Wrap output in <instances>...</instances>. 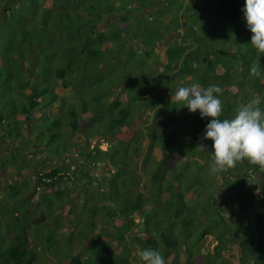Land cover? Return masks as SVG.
<instances>
[{"label":"trees","instance_id":"1","mask_svg":"<svg viewBox=\"0 0 264 264\" xmlns=\"http://www.w3.org/2000/svg\"><path fill=\"white\" fill-rule=\"evenodd\" d=\"M68 1L71 0H41L45 2L41 5L38 0H0V130H4V125L13 128L22 123H38L34 126V133L39 135L46 132L47 137H36L35 146H43L41 153L49 155V161L59 159L62 163L67 162L78 146L69 142L65 134L62 136L61 129L69 130V135L77 133L83 139H116L105 151L86 141L80 151L83 163L72 166L77 178L73 183L79 187L94 181L96 175H92V169L95 170L102 160L116 169L113 174L105 176L103 182H99L104 192L101 193L100 188L97 190V198L104 197L112 205L104 211L96 206L88 209L92 218L100 210V218L97 219L100 224L97 226L103 236L98 234L94 236V242L88 245L82 243L75 250L66 245L69 253L61 247V253L55 255L58 262L131 264L125 258L114 255L116 247L121 244L126 247L127 241H131L140 250L152 248L160 251L166 264H192L194 257L200 258V264H211V261L214 264H264V231L260 227L254 231L255 240L245 249L240 241L231 251L223 252L221 246L222 239L228 238L227 229L233 223L238 225L245 219L251 228L261 219L263 211L247 216V210L253 204L254 207L264 208V196L260 197L255 192L250 180H264V167L257 164L250 166L251 162L244 159L233 168L211 173V141L202 139L207 118L202 119L198 127L194 126L195 119L189 121L183 117L198 119V112L189 113L175 100L179 87L195 86L200 89L215 84L221 89L218 94L222 103L219 118H231L241 104L256 98L260 99L258 106L264 110V54L250 44L251 33L241 12L243 0H177L175 10L180 17H175L173 24L178 26L176 18H180L195 28L194 35H184L183 42L177 47L161 46L164 34L156 33L147 34L148 37L140 36L139 42L135 43L133 36L127 34L131 25L128 13L118 18V25L107 26L105 20L110 15L102 18L99 14L94 18L99 24L93 27L85 24L84 27L81 23V28L73 30L70 14L64 4ZM47 3L49 5L45 6ZM92 3L75 0V9L81 21L85 16L80 8L88 5L91 10L103 9L98 1ZM184 7H188V11L192 7L194 13L190 11L185 14ZM91 10L88 14L93 16ZM110 11L113 12L112 9ZM29 13L34 16L40 13L41 19L34 25V31L27 28L28 20L24 21L25 14ZM49 14L60 20V23H54L53 33H46ZM63 19L67 20L69 26L62 22ZM88 27L89 33L85 36L81 29ZM165 29L168 30L167 27ZM186 37L189 38L184 41ZM207 39L211 42V49L206 45ZM54 42L56 45H51V50H47L45 45ZM227 44L234 49L227 52L224 49ZM152 54L157 59L150 65L147 58ZM118 57H125L117 65L122 64L125 74L116 84L105 80L104 85L98 87L95 95L100 102L92 105L83 103L81 113L71 103L68 124L63 123L61 112L45 118L48 110L62 106L57 99H65L57 96L53 87L42 86L46 78H53L56 85L67 90L68 77L80 80L89 77V72H97L108 62L115 64ZM57 60L59 64L54 65ZM137 61L140 68L138 77L131 68L132 62ZM90 66L92 69H89ZM253 67L259 70L258 76L251 73ZM95 81L94 78L91 83ZM11 90L12 122L8 112L1 110L5 105L3 99L6 93ZM160 117H164L165 121H161ZM44 118L52 119L50 125H40ZM87 120L92 121L90 127L85 125ZM99 124L104 126L102 130L96 129ZM52 125L58 127L56 132L50 130ZM124 130L133 131L129 140L118 138ZM58 136L63 143L61 150L50 146L55 139H59ZM202 144L207 146L204 150L200 147ZM172 158H175L173 162ZM16 163L13 161L6 171L10 174L18 171V175L24 176L21 172L26 167L24 162H18L19 168L14 169ZM51 164L48 162L40 167L48 171L37 170L38 184L50 189L51 193L43 195V199L39 198L36 204L32 202L34 193L26 195L30 191L28 188L23 190L24 202L15 203L12 206H19L10 210L11 204H5L0 198V208L11 217L9 223L3 221L15 230L19 229L11 239L0 232V264L44 262L37 254L39 252L27 248L32 241H36L35 245L40 246L41 250L62 246V238L60 243L51 244L53 232L57 235L56 230L46 221L47 214L38 210L42 206L52 205L49 198L57 194L55 185L68 177V166ZM16 187L18 184L10 187L12 197L8 199L17 194L12 191L21 192L20 188L14 189ZM211 196H218L217 201L210 200ZM34 209L38 217L32 220ZM236 211L239 213L235 214ZM135 216L140 218L141 231L138 234L133 232L139 228L134 222ZM88 225L91 230L97 227L90 222ZM45 231L49 243L46 246L39 241ZM106 231L107 236L104 235ZM207 237L215 239L216 244L211 248L208 242L207 245L202 244ZM43 255L47 256L45 253Z\"/></svg>","mask_w":264,"mask_h":264},{"label":"rangeland","instance_id":"2","mask_svg":"<svg viewBox=\"0 0 264 264\" xmlns=\"http://www.w3.org/2000/svg\"><path fill=\"white\" fill-rule=\"evenodd\" d=\"M81 0H77L79 2ZM87 2H93L94 4L95 1L99 2V6L102 7L103 9L98 10H91L89 6H84L80 8V10L84 11V16L90 19H86L83 17V22L81 21L80 17L77 14V11L75 9V0H71L68 2H65V7L67 8L68 13L70 14V21L72 23L71 29L76 30L81 28V23H83V26L86 24L93 27L96 24H99L97 21L94 20V18L101 14V17H106L107 15H110L109 17L106 18L105 24L107 26H114L118 25V18L121 17L122 15L125 14H130L129 15V22L131 23L129 27V31L127 34H130L134 38V42L136 43L138 40V37L140 36H146L148 37L147 34H164V37L162 38V41L160 45L162 46L163 44L169 46H175L177 47L180 43L183 42V36L192 34L194 35L195 28L194 25H188V23H185L186 20H182L180 18H176L177 23L179 24L174 25L175 17H180V15H177V11L175 10V7L178 6L177 0H143L142 2L134 0H86ZM39 4H44L41 2V0H38ZM175 2V4H174ZM49 4H45V6H48ZM137 6V7H136ZM110 9L113 10V12L110 11ZM185 9V14L187 12H192L194 13L193 8L191 7L188 11V7H184L183 10ZM89 10H91L93 16H90ZM29 11V10H28ZM159 11V12H158ZM166 12V13H165ZM165 13V14H164ZM159 14L161 17H159ZM50 17H48V27L46 30V33H53L54 32V23L57 21V23H60V20H56V18L53 16V14H49ZM83 16V15H81ZM25 19H27L28 22V29L30 31H34V25H37L41 19L40 13L36 14L35 16L32 15L31 13L25 14ZM62 22L65 25L69 26V23L67 22L66 19H63ZM85 27V26H84ZM168 28L166 30L165 28ZM189 28V29H188ZM88 28H82L81 33L85 36L89 33ZM70 30V29H69ZM162 30V32H161ZM188 33H185L186 31ZM125 31V30H124ZM171 31V32H168ZM120 33L119 31H117ZM126 32V31H125ZM128 38V37H127ZM189 37H186V40H188ZM35 41V40H34ZM143 41V40H142ZM151 41V40H149ZM206 45L208 49H211V42L209 39L205 40ZM148 44H151V42H147ZM51 45H56V42L50 44V45H45L47 50H51ZM140 45V44H139ZM130 48H134L133 46L129 45ZM141 46V45H140ZM140 46H137L136 48H140ZM129 48V49H130ZM224 49L229 52L234 49V47L230 44H227ZM140 52H142V49H139ZM148 52V50H146ZM139 52V51H138ZM136 56L139 57V54ZM151 53V52H150ZM105 57H108L107 53H104ZM115 57V56H113ZM125 58V57H123ZM123 58H117V62L115 64H110L109 62L105 65L101 66V69L98 70L97 72H89L88 74L90 75L89 77H84L83 79L79 78H74L72 77L71 79L68 77L67 79V84H68V89L64 90L61 86H58L55 84V80L53 78H46L42 84V86H48V87H53L54 92L57 94L59 97H64L65 99H57L58 101L62 102V106L59 105L58 107H55L53 111L46 112L45 118L51 117V115L54 114H62V119L64 124H68V120H70L69 115H68V110L70 107V104L75 107V109H78L81 113V105L85 103L86 105H92L93 103L100 102V100L96 99L95 92L98 91V87L101 85H104L105 80L111 81L114 84L120 78H123L125 71L122 70L121 66H117L120 61H123ZM157 57H155L154 54L150 56V58H147V62L149 64H153ZM110 60V59H109ZM139 61V60H138ZM137 63L132 62L131 68L135 71L137 74L136 76L138 77L140 73V68L139 62ZM59 61H55L54 65H58ZM89 69H92L90 66ZM149 72V71H148ZM96 79L95 83H91L93 79ZM70 79V80H69ZM50 84V85H49ZM40 86V87H42ZM116 87H114L115 89ZM12 90L6 93V96L4 97V102L5 105L3 104V107L1 110H3V113L8 112V115L10 116L11 122L14 121L13 117V111H12ZM103 102V100L101 101ZM45 104V103H44ZM46 105V104H45ZM51 107V106H50ZM162 109V107L160 108ZM172 113V112H169ZM41 119L40 125H50V121L52 119ZM164 117H160L159 119L161 121H165L163 119ZM184 118H188L189 121L194 120V126H199L200 122L202 119L198 116L197 118H192L188 116H184ZM191 118V119H190ZM105 119V116H104ZM95 122V119H93ZM49 123V124H48ZM92 121L87 120L85 121V125L87 127L91 126ZM171 123L167 122L165 125ZM38 123H27L26 125L22 123V125L13 127V128H8L6 125H4V130H0V198L5 204H11L8 208V210L12 209L13 207L19 206L18 204L14 205L15 203H23V195L24 191L30 189L29 192L26 193V195H30L34 193V197L32 199V202L36 204V202L39 201L40 199H43V195L45 194H50L51 190L49 189H44L41 185L38 184V178H37V170L41 169V165L44 166L46 163L50 162L52 163V166L57 165H62L64 164L65 166H68L66 170L67 178L63 179L60 183L55 185V190L56 193L55 195H52L49 199L51 201V206L46 207L42 206V208H39L38 210L42 211L44 214H47V220L48 223L54 227L56 230L57 235L55 236L53 232V242L51 244H54L55 242H59L62 238L61 245L62 246H54L51 248H46L45 250H41L40 246H36V241H32L27 245V248L33 249L39 255L40 258L44 260V262H41L40 264H63V262H58L59 259L55 255H59L61 253V250L63 247L66 252L69 253V248L65 247L66 245H69L75 249H78L82 243L85 245H88L92 241L94 242V236L102 233L101 230H99V225L100 221L97 219L100 218V210L104 211L105 208L109 207L112 205L108 200H105V198H97V190L100 188L101 193L104 192V188L99 186V182H103L105 176H109L110 174H113L116 172V169L112 166L109 165V162L103 161L98 165V167L94 170L92 169L93 174L96 175L94 178V181H88L86 182V185H82V187L78 185H74L73 181L77 180L75 171L73 170L74 164H82L83 159L81 157L80 151L82 150L85 142L87 141L88 143L92 144V146L97 147L101 151H105L108 146L115 142L116 139H110L108 137H92L88 139H83L81 135L75 133L73 135H69V130L67 129H61L62 130V136L65 134L66 138L68 139L69 142H74L77 143V149L72 153V156L68 158L66 163H62L61 160L59 159H53V161H49L48 157L49 155H43L41 153V147L35 146V139L36 137L39 139L44 138L46 139V132L41 133L39 135L35 134V125ZM105 125V123L103 124ZM103 125L99 124L96 126V129L102 130ZM171 126V125H170ZM169 126V127H170ZM168 127V126H165ZM168 127V128H169ZM183 128V125L180 126ZM58 127H54V125L51 126L50 130L56 132ZM15 130L17 132H15ZM133 130V129H131ZM133 131L130 130H124V133L119 135V139L123 140H129L131 138V133ZM68 133V134H67ZM166 133V132H165ZM164 133V134H165ZM162 133V135H164ZM59 139H55L53 143L50 144L51 147H54V149L59 148L60 150L63 147V143L60 141L61 138L58 136ZM163 137V136H162ZM14 141V143H13ZM18 142L17 144L15 142ZM164 141V139H163ZM13 146L10 147V145ZM169 144V143H168ZM92 147H90L91 149ZM175 160V158H172V162ZM24 162L25 164V169L21 172L24 176L18 175V171L13 173H9L6 170L9 168V165H12V162ZM65 161V160H64ZM88 164V163H87ZM62 165V166H64ZM253 163H250V166H252ZM19 166H17L15 169H18ZM49 169H41V172L48 171ZM4 173V174H3ZM260 176V175H259ZM252 186L256 190L255 192L260 196H264V180L261 178L256 180V178L252 179ZM81 182V181H80ZM48 184L49 181H46ZM14 184H18V188H20L21 192H17L16 195L13 196L12 199L10 196L12 193H10V187L13 186ZM143 184V183H142ZM141 184V185H142ZM38 186H40L38 188ZM25 187V189H23ZM17 187L14 189H18ZM38 188V189H37ZM45 191H43V189ZM106 189V187H105ZM259 189V190H258ZM24 190V191H23ZM47 190V191H46ZM61 196V197H59ZM12 197V196H11ZM218 196H211L210 200L217 201ZM6 200L8 202H6ZM40 205V204H39ZM99 208L98 212L93 216L88 209H92L94 207ZM255 205L253 204L249 209L247 210V216L250 213L256 212L259 214L260 211H263V214L261 216V219H258L257 222L249 228L248 224L246 223V220H241L238 225L233 223L232 227L228 228V235H226L228 238L224 237L221 241V246L223 248V252L226 251H231L237 246V241H240L243 243V248L247 245L250 244L251 241L255 240V237L253 236L255 234L254 231L257 230L258 227H260L264 231V208L254 207ZM102 207V209L100 208ZM118 208V206H115ZM6 208V207H5ZM117 211V209H115ZM104 213V212H103ZM239 211H236L235 214H238ZM38 217L37 210L34 209L32 213V220ZM2 218V220H1ZM134 222L136 224H140V218L135 216ZM5 220L7 223L10 222L11 217L9 214H5L4 210L0 208V232L5 238L11 239L14 237L16 234H18L19 229L15 230L13 226L10 227L6 225V223L3 221ZM80 220V221H79ZM79 221V223H77ZM21 222V221H19ZM92 223L93 225L97 226L91 230L89 228L88 223ZM88 225V226H87ZM88 227V228H87ZM14 229V230H13ZM104 230V229H103ZM50 230H47V232ZM141 227L136 228L133 232L134 233H140ZM46 231L44 234H42L41 237H39L40 243L42 242L43 245H48L47 241V233ZM107 232V231H106ZM117 232V231H115ZM47 233V234H46ZM108 232L104 235L107 236ZM70 235V236H69ZM101 235V234H100ZM103 236V235H101ZM70 237V238H69ZM85 237V238H84ZM1 238V237H0ZM209 243L208 246L211 248L216 244L215 239L207 237L203 240L202 244L207 245L206 243ZM235 243V244H234ZM91 245V244H90ZM133 248V249H130ZM141 250L136 247V245L131 242L127 241L126 247H124L123 244L120 246L116 247L114 249V255L116 256H121L125 258L128 262H131V264H140L141 260L139 257V252ZM48 252V253H46ZM43 253L47 254V256H44ZM253 253V251H252ZM215 259L216 257L213 256ZM201 260L199 257H194L193 258V263L192 264H200ZM211 264H214L213 261H211Z\"/></svg>","mask_w":264,"mask_h":264},{"label":"clouds","instance_id":"3","mask_svg":"<svg viewBox=\"0 0 264 264\" xmlns=\"http://www.w3.org/2000/svg\"><path fill=\"white\" fill-rule=\"evenodd\" d=\"M241 12L251 33L250 44L264 54V0H243ZM251 73L260 74L256 67ZM220 91L219 86L212 84L200 89L179 87L175 92V100L181 107H186L189 113L198 112L201 119L207 118L202 139L211 141L210 172L233 168L244 159L264 167V110L258 106L260 99L241 104L231 118L221 119ZM200 147L204 150L207 146ZM139 257L142 264H166L161 252L152 248L142 249Z\"/></svg>","mask_w":264,"mask_h":264},{"label":"crops","instance_id":"4","mask_svg":"<svg viewBox=\"0 0 264 264\" xmlns=\"http://www.w3.org/2000/svg\"><path fill=\"white\" fill-rule=\"evenodd\" d=\"M13 143H14V141H13ZM13 143H12V145L9 144V146L12 147V146H13ZM15 143H16V145L19 144L17 141H16ZM19 165H20V163L17 162L15 165H13V168L15 169V168H16L17 166H19ZM23 172H25V171H23ZM23 172H22V173H23ZM3 174H4V173H3Z\"/></svg>","mask_w":264,"mask_h":264}]
</instances>
